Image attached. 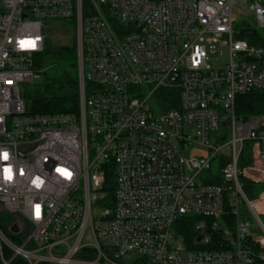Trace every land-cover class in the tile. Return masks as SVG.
Returning a JSON list of instances; mask_svg holds the SVG:
<instances>
[{
	"label": "built area",
	"instance_id": "1",
	"mask_svg": "<svg viewBox=\"0 0 264 264\" xmlns=\"http://www.w3.org/2000/svg\"><path fill=\"white\" fill-rule=\"evenodd\" d=\"M238 2L264 28L258 0H0V264H264L240 168L248 145L264 163V115L237 111L264 94V48L239 38ZM56 23L78 109L32 114L21 88Z\"/></svg>",
	"mask_w": 264,
	"mask_h": 264
},
{
	"label": "trees",
	"instance_id": "2",
	"mask_svg": "<svg viewBox=\"0 0 264 264\" xmlns=\"http://www.w3.org/2000/svg\"><path fill=\"white\" fill-rule=\"evenodd\" d=\"M264 7V0H258ZM236 30L240 32V39L245 40L253 47L264 48V35L256 28L247 25H235ZM73 51H59V54L65 56L67 62L72 61L71 72L60 66L61 74L47 79L45 88L36 87L27 95L26 101L31 105L32 114H59L75 113L78 109L79 87L77 82L76 54L70 57ZM48 49L36 59V67L41 72V68L55 64L54 58L48 60L45 57ZM53 67V66H52ZM57 68V67H56ZM44 73L41 72V77ZM173 94L163 97V101L172 100ZM238 114L247 115H264V94L255 92L238 99ZM240 168L243 172L242 183L249 199L257 206L259 216L264 214V163L259 159L258 149L253 145L245 148L241 159ZM245 170L251 171V174H245ZM261 177L257 179L256 177ZM4 230L6 227L3 225ZM180 235L185 242L191 243L195 237V220L186 218L178 225Z\"/></svg>",
	"mask_w": 264,
	"mask_h": 264
},
{
	"label": "rangeland",
	"instance_id": "3",
	"mask_svg": "<svg viewBox=\"0 0 264 264\" xmlns=\"http://www.w3.org/2000/svg\"><path fill=\"white\" fill-rule=\"evenodd\" d=\"M252 6H253L252 2H238L233 4L232 11H233V18L236 23L235 25L241 26L244 23H246L247 25L258 29L264 35V28H261L259 24L256 22ZM45 33H46L47 49H48V53L45 57H47L48 60L54 58L55 64L51 66H47L45 68H41V72L44 73V75L39 80H36L32 85L21 88L22 92H25L26 95H28V93L36 87L41 86L42 88H45V84L47 83L48 78L53 76H59L61 74L60 72L61 69L59 68L60 66L64 69V71L68 70L71 72L70 65L73 62L72 61L67 62L64 59L65 56L59 54V51H61L63 47L70 48L73 51L70 57L72 58L74 57L73 53L76 54L75 32L69 25L56 23L49 27H46ZM221 52H222L221 55L219 54L218 57H216V59L220 58L219 59L220 61L214 63L215 67H222L228 59L227 51L223 50ZM196 150L199 151V149ZM248 218L253 222V224H257L254 217L253 218L248 217ZM260 219H261V223L264 225V214L260 215ZM253 232L255 234H261L257 229H254Z\"/></svg>",
	"mask_w": 264,
	"mask_h": 264
},
{
	"label": "water",
	"instance_id": "4",
	"mask_svg": "<svg viewBox=\"0 0 264 264\" xmlns=\"http://www.w3.org/2000/svg\"><path fill=\"white\" fill-rule=\"evenodd\" d=\"M61 50H63V51H68L69 50V48H62ZM29 106H30V103H26V110L28 111V109H29ZM10 233L11 234H17L18 233V229H16V228H12V229H10ZM201 239V237H199L198 238V240H200Z\"/></svg>",
	"mask_w": 264,
	"mask_h": 264
},
{
	"label": "crops",
	"instance_id": "5",
	"mask_svg": "<svg viewBox=\"0 0 264 264\" xmlns=\"http://www.w3.org/2000/svg\"><path fill=\"white\" fill-rule=\"evenodd\" d=\"M244 173H245L246 175H247V174L249 175V174H251V171H247V170H245V172H244ZM252 174H253V173H252ZM252 174H251V175H252ZM256 178H257V179H259V178H260V180H261V177H259V176H258V177H256Z\"/></svg>",
	"mask_w": 264,
	"mask_h": 264
},
{
	"label": "snow or ice",
	"instance_id": "6",
	"mask_svg": "<svg viewBox=\"0 0 264 264\" xmlns=\"http://www.w3.org/2000/svg\"><path fill=\"white\" fill-rule=\"evenodd\" d=\"M4 158H7V154L6 153L4 154Z\"/></svg>",
	"mask_w": 264,
	"mask_h": 264
}]
</instances>
